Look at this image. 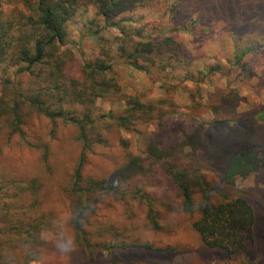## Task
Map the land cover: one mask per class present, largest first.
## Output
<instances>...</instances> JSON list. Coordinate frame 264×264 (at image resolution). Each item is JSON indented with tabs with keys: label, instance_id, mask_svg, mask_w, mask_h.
Returning <instances> with one entry per match:
<instances>
[{
	"label": "trees",
	"instance_id": "16d2710c",
	"mask_svg": "<svg viewBox=\"0 0 264 264\" xmlns=\"http://www.w3.org/2000/svg\"><path fill=\"white\" fill-rule=\"evenodd\" d=\"M155 2L0 0V157L16 142L38 152L50 172L51 143L58 128L76 129L79 150L64 194L74 241L87 259L102 252L116 264L111 255L152 249L127 241L123 228L98 221L105 196L120 202L129 219L134 216L131 203H136L143 210L146 226L154 232L170 227L167 215H187L188 228L207 248L232 259L254 242V209L235 183L264 168V125L253 113L238 111L237 91H222L219 97L209 98L202 105L213 120L178 132L172 119L164 120L169 114L162 106L164 99L143 101L123 92L112 74L117 60L139 71H143L142 62L161 70L173 66L171 61L188 63L184 46L170 31L151 33L157 28L113 22ZM85 6L94 7L107 24L112 20L109 27L116 28L121 37L100 44L95 60L83 63L80 76L73 77L67 70L73 54L62 47L68 21ZM225 7L232 11L227 13L209 0H174L162 16L180 29H187L190 21L204 26L230 25L234 35L262 38L256 50H264V0H227ZM247 53L235 55L233 64L241 70L247 67ZM209 73L219 75L220 70L210 67ZM109 99L123 102L120 115L104 113L98 107L99 101ZM33 117L47 120V142L33 141L28 134V119ZM139 124L155 126V130L144 132L143 144L134 149ZM120 132L133 137L124 139ZM113 133L122 161L112 171L89 172L92 157L109 159L117 148L112 145ZM158 173L168 180L177 208L148 190L147 179ZM42 187L40 176L25 179L0 172V264L37 262L41 248H46L55 219L46 209ZM17 250L23 253L15 260Z\"/></svg>",
	"mask_w": 264,
	"mask_h": 264
},
{
	"label": "rangeland",
	"instance_id": "374dc122",
	"mask_svg": "<svg viewBox=\"0 0 264 264\" xmlns=\"http://www.w3.org/2000/svg\"><path fill=\"white\" fill-rule=\"evenodd\" d=\"M155 1L153 6L128 11L113 22L127 21L137 28H157L151 33L158 30L170 31L184 46L188 63L179 65L171 61L173 66L169 65L161 70L142 62L143 71H139L117 60L112 74L123 92L135 94L143 101L164 99L162 106L169 113L164 120L172 119L171 125L178 132L213 120L206 111V106L202 105L208 104L209 98L219 97L222 91H237L238 111L253 113L255 119L264 125V50H256L262 43V38L248 35L239 37L230 32L234 28L223 23L204 26L190 21L186 25L187 29L174 27L167 16H162L166 6L171 5L174 0ZM209 1L219 4L227 13L232 11V8L225 7L227 0ZM110 22L112 20L107 24L103 18L97 16L92 6H85L68 21L67 37L62 49L70 50L74 57L67 67L70 75L79 77L81 65L95 60L100 44L113 43L116 38L121 37L116 28L109 27ZM248 51L253 52L248 54ZM243 53H247L245 56L248 68L241 70L233 63L235 55ZM210 67L218 68L220 74L209 73ZM198 73H201L200 77L197 76ZM201 77L203 79L199 82ZM98 107L104 113L112 111L115 115H120L124 109L123 102L114 99L99 101ZM137 127L139 133L132 142L134 149L136 144H143L144 132L155 130V126L149 124H139ZM47 129V120L36 117L28 119L26 130L33 141L47 142ZM120 134L124 139L133 137L126 132ZM75 136L74 127L58 128L51 143L50 172L46 171L38 152L16 142L0 157V172L25 179L41 177L42 193L49 207L46 209L55 219L46 248H41V256L37 262L29 264H111L102 252L95 253L94 259H87L74 241V233L68 224V201L64 187L78 155L79 147ZM116 139L117 134H111L112 145L117 147ZM122 159V151L117 147L111 152L109 159L92 157L88 171L93 174L112 171L114 165ZM147 180L150 186L148 190L157 193L156 197L176 208L179 206L166 177L158 173ZM235 187L244 194L255 214L254 242L247 244L237 257L230 259L221 251L207 248L200 236L188 228L190 219L187 215H167L165 221L171 224L170 227L154 232L146 226L143 210L136 203H131L134 216L129 219L120 202L105 196L98 213V221L115 224L116 229L123 228L126 231L124 236L129 242L135 241L152 247L127 250L111 255V258L115 257L116 264H264V168L237 179ZM3 245H6L5 242ZM22 253L17 250L14 259L18 260Z\"/></svg>",
	"mask_w": 264,
	"mask_h": 264
},
{
	"label": "clouds",
	"instance_id": "9594fccd",
	"mask_svg": "<svg viewBox=\"0 0 264 264\" xmlns=\"http://www.w3.org/2000/svg\"><path fill=\"white\" fill-rule=\"evenodd\" d=\"M69 243H71V241H69Z\"/></svg>",
	"mask_w": 264,
	"mask_h": 264
}]
</instances>
